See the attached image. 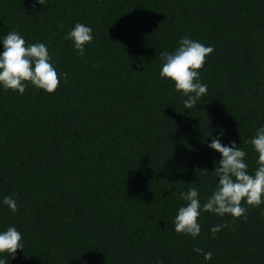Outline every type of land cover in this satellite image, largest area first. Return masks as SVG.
Returning a JSON list of instances; mask_svg holds the SVG:
<instances>
[{"label": "trees", "instance_id": "16d2710c", "mask_svg": "<svg viewBox=\"0 0 264 264\" xmlns=\"http://www.w3.org/2000/svg\"><path fill=\"white\" fill-rule=\"evenodd\" d=\"M33 4L0 0V36L46 43L68 78L54 93L0 87V231L15 226L24 243L8 264H264V204H245L247 219L203 212L195 239L174 226L181 191L203 203L216 189L208 142L221 129L257 167L247 141L264 125V0ZM77 22L94 30L84 56L66 39ZM184 36L214 46L192 109L160 77V53Z\"/></svg>", "mask_w": 264, "mask_h": 264}, {"label": "clouds", "instance_id": "9594fccd", "mask_svg": "<svg viewBox=\"0 0 264 264\" xmlns=\"http://www.w3.org/2000/svg\"><path fill=\"white\" fill-rule=\"evenodd\" d=\"M46 6L47 0H34L33 7ZM62 27V25H61ZM74 48L81 56L85 55L86 45L94 40V30L90 25L77 22L67 33ZM3 51H0V87L17 91L23 95L29 85L54 93L61 84V77L67 81L68 73L60 72L44 42L26 43L25 37L13 30L0 36ZM214 46L205 45L188 36L182 37L173 51H162L160 77L174 82L175 89L182 94L186 109H192L208 92V85L201 80V70ZM223 129L214 136L208 147L221 154L215 163L214 174L218 178L216 189L202 203L196 187L181 191L180 197L187 203L181 205L174 217L175 231L190 235L193 239L200 236L202 224L199 222L203 212H211L221 217L231 214L234 218L247 219V207L264 204V125L256 129L250 143L258 153L254 174L249 172L246 160L247 152L235 140L229 144L222 142ZM243 202V203H242ZM2 203L11 211L19 210L18 201L11 195L5 196ZM227 225L217 224L211 228L213 235ZM24 249L23 234L9 226L0 231V264H8L9 256L15 258L17 250ZM194 251L202 253L206 261H211L212 252H204L196 247ZM156 264H162L157 261Z\"/></svg>", "mask_w": 264, "mask_h": 264}]
</instances>
